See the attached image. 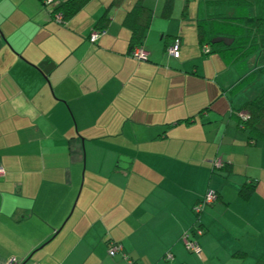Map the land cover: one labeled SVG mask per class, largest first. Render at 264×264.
Wrapping results in <instances>:
<instances>
[{
	"label": "crops",
	"instance_id": "obj_1",
	"mask_svg": "<svg viewBox=\"0 0 264 264\" xmlns=\"http://www.w3.org/2000/svg\"><path fill=\"white\" fill-rule=\"evenodd\" d=\"M62 1L0 0V264H125L123 252L136 264H264V141L249 143L233 115L252 64L205 53L197 34L199 21L235 12L228 0L196 2L194 50L183 57L189 42L174 36L176 60L164 55L167 0H141L152 12L146 59L129 53L124 23L137 0H89L64 22L51 13ZM254 1L250 14L264 13ZM208 191L216 200L197 219ZM111 242L123 252L110 256Z\"/></svg>",
	"mask_w": 264,
	"mask_h": 264
},
{
	"label": "trees",
	"instance_id": "obj_2",
	"mask_svg": "<svg viewBox=\"0 0 264 264\" xmlns=\"http://www.w3.org/2000/svg\"><path fill=\"white\" fill-rule=\"evenodd\" d=\"M41 1L45 4V0ZM88 1L64 0L59 4H55L51 8V13L54 16L60 14L61 22H64L78 12ZM226 3L235 12L231 11L232 13L230 14L211 16L207 20L198 22L197 34L200 45L201 47L208 46L205 51L207 54L219 53L225 63L247 65L248 59L257 50H264V13L250 14V8L255 3L254 0H228ZM171 8L172 0H167L163 9L165 17L170 15ZM151 18V9L143 5L141 0H137L133 9L125 16L124 23L131 31L129 53L135 47L141 46ZM108 21V15H103L96 25L97 30H103ZM217 37L232 39V42L229 45H225L223 42L212 43V39ZM171 45L172 43L167 45L166 49ZM260 70L261 72L263 71V69ZM257 74H259V69L249 71L247 69L246 75L236 83V89L243 88L255 81ZM233 115L237 120L238 126L246 131L249 143L255 144L259 141H264V85L256 96L244 101ZM222 165L219 169L227 173L229 166L224 163ZM254 187L255 182L245 183L241 187L239 194L244 199H247L253 192ZM194 215L199 219L200 214L194 213ZM197 230H200L201 234L203 233L202 228H197Z\"/></svg>",
	"mask_w": 264,
	"mask_h": 264
},
{
	"label": "rangeland",
	"instance_id": "obj_3",
	"mask_svg": "<svg viewBox=\"0 0 264 264\" xmlns=\"http://www.w3.org/2000/svg\"><path fill=\"white\" fill-rule=\"evenodd\" d=\"M197 1L198 0H189L186 3L185 1L181 2L180 0H175V5L173 4L174 9H172V13L170 14V17L162 19V24L164 25V27L166 29V33L169 34L168 39L171 41L172 44H174V42L177 41L174 36H180L181 37V35H180L181 33L184 36L183 41H182L183 46H184L185 42H189L188 44H186L184 46L185 48L183 50V57L186 56V57L190 58L191 57L190 50H192V49L194 50L195 37L194 36L192 37L193 42H192V44H190V41L188 40V35H189L190 31H194V28L196 25L195 15H196V11L198 12V7L196 4ZM50 6H52V5H48V7H50ZM251 8L254 10V6ZM216 10L219 12H222L224 10V7L218 6L216 8ZM183 12H185L184 15H183ZM148 41L151 45L153 44V42H155V45L157 44L156 43L157 41L161 42L160 39H158L157 41H152L151 38ZM162 51H163V48H162ZM165 53H164V55H168V53L166 51H165ZM179 53H181L180 50H179ZM198 55H199V57H197ZM198 55L196 54L195 56L197 58H202V57L208 56L205 54L201 55V53ZM209 56L215 57L218 64L222 63L219 60L218 54H213V55L209 54ZM174 59L176 60L177 58L174 57ZM253 59H256V61H257V55L256 54H254L253 56H251L248 59V64H252V66H249L248 71L252 70L251 68L255 64ZM182 61H184V59H182ZM198 62H199V59H198ZM250 62H252V63H250ZM236 69L238 70L239 68H236ZM234 76H236V70L234 68H232V70H228L226 72L225 80L227 78H228V80L231 78L234 80ZM263 81H264V72L257 74V79L253 82V84L251 86L247 85L246 87L243 88V90L240 94V95H242V97H240L241 102L249 100V99L253 98L255 95H257L259 93V91L261 90V88L263 87V84H264ZM256 88H257L256 93H253V95L251 97H248L249 96L248 94L251 93Z\"/></svg>",
	"mask_w": 264,
	"mask_h": 264
},
{
	"label": "built area",
	"instance_id": "obj_4",
	"mask_svg": "<svg viewBox=\"0 0 264 264\" xmlns=\"http://www.w3.org/2000/svg\"><path fill=\"white\" fill-rule=\"evenodd\" d=\"M53 1L54 0H45V5H50L51 3H53ZM57 18H58V20H61V15L58 14ZM99 34H100V32L94 31L90 35V40L95 41L97 39V37L99 36ZM166 50L170 56H177V54H178L177 43H174L171 46L167 47ZM205 50H207V49L205 48ZM131 56L136 58V59H146L147 53L141 47H136L131 52ZM214 164H215L216 168H221L223 166L222 165L223 162L221 161V159L216 160ZM3 174H4V170L0 167V177ZM216 197L217 196L214 192L208 191L206 193V195L204 196V198L201 201H199V203H197L196 205L193 206L192 211L195 214H200L206 205L211 204L216 200ZM196 233L198 235H201L200 230H197ZM181 240H182V243L184 244V246L188 250H190L191 252H194V253L200 252V248H199L198 243L190 238L189 232L184 233ZM120 252H123L120 244L111 242L109 247H108L109 255L114 256L115 254L120 253ZM122 256L125 260V264H135V262L130 257H128V255H126L124 252L122 253ZM169 257H170L169 254L166 255L167 259H169ZM6 264H22V262H18V261H15L13 259H10Z\"/></svg>",
	"mask_w": 264,
	"mask_h": 264
},
{
	"label": "water",
	"instance_id": "obj_5",
	"mask_svg": "<svg viewBox=\"0 0 264 264\" xmlns=\"http://www.w3.org/2000/svg\"><path fill=\"white\" fill-rule=\"evenodd\" d=\"M219 42H223L225 45H229L232 42V39H228L225 37H217L212 39V43H219ZM39 67L44 71V73H48V65L46 63V61H43L39 64Z\"/></svg>",
	"mask_w": 264,
	"mask_h": 264
}]
</instances>
